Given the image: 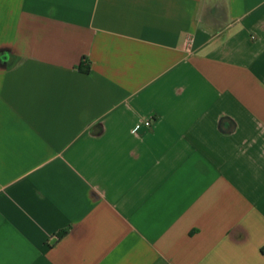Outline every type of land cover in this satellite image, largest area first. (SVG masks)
<instances>
[{"label":"crops","instance_id":"1","mask_svg":"<svg viewBox=\"0 0 264 264\" xmlns=\"http://www.w3.org/2000/svg\"><path fill=\"white\" fill-rule=\"evenodd\" d=\"M262 248L264 0H0V264Z\"/></svg>","mask_w":264,"mask_h":264},{"label":"built area","instance_id":"2","mask_svg":"<svg viewBox=\"0 0 264 264\" xmlns=\"http://www.w3.org/2000/svg\"><path fill=\"white\" fill-rule=\"evenodd\" d=\"M145 125L148 126V127L151 126L150 121H146V122H145Z\"/></svg>","mask_w":264,"mask_h":264},{"label":"clouds","instance_id":"3","mask_svg":"<svg viewBox=\"0 0 264 264\" xmlns=\"http://www.w3.org/2000/svg\"><path fill=\"white\" fill-rule=\"evenodd\" d=\"M24 44H25V45L27 44V39H25Z\"/></svg>","mask_w":264,"mask_h":264},{"label":"trees","instance_id":"4","mask_svg":"<svg viewBox=\"0 0 264 264\" xmlns=\"http://www.w3.org/2000/svg\"><path fill=\"white\" fill-rule=\"evenodd\" d=\"M261 252H262V253H263V255H264V248H262Z\"/></svg>","mask_w":264,"mask_h":264}]
</instances>
